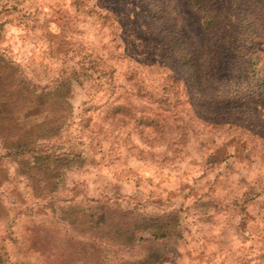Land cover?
<instances>
[{
	"label": "rangeland",
	"instance_id": "1",
	"mask_svg": "<svg viewBox=\"0 0 264 264\" xmlns=\"http://www.w3.org/2000/svg\"><path fill=\"white\" fill-rule=\"evenodd\" d=\"M219 3L234 23L261 14L264 0ZM246 33L264 60V31L255 23ZM166 34L200 46L191 0H0V133L22 145L10 155L0 145V264L261 261L264 87L232 105L245 123L228 121L219 111L232 106L202 104ZM207 59L196 68L210 84L243 79L235 54ZM66 77L61 123L59 104L15 111V85L38 95ZM45 153L58 175L44 159L29 168ZM167 216L177 234H118L134 219Z\"/></svg>",
	"mask_w": 264,
	"mask_h": 264
},
{
	"label": "trees",
	"instance_id": "2",
	"mask_svg": "<svg viewBox=\"0 0 264 264\" xmlns=\"http://www.w3.org/2000/svg\"><path fill=\"white\" fill-rule=\"evenodd\" d=\"M191 2L200 15L203 28L202 42L199 47L190 49L185 47L181 40L174 34H166V49L168 54L176 57L181 60L184 65L190 67L188 74L192 79V88L195 89V93L202 101V104H207L208 102V104L213 107H222L232 106L235 103L246 101L256 91L264 87V60L260 58V54L257 52L258 49H256L257 46L252 35L246 33L255 23L264 31V4H258V9H260L261 14L257 17H251V19H248L247 21H234L233 23L228 21L226 15L223 13L219 0H191ZM222 50L226 53L235 54L238 60L246 61L243 79L240 81L231 80V85L225 84L221 81H216L217 84L213 85L204 78V75L197 76L199 75V71L196 67L199 65H196V62L200 60L203 65H207V57L210 54H216ZM6 66L7 63L5 59L0 56V80L1 72ZM70 84V77H66L54 88L47 89L46 91H42L38 95H35V89L26 86L24 87L19 83L10 91L13 97L16 96L13 103L15 111L19 113L23 108H26L25 106H29L30 110L46 113L48 108L54 106V104H59L63 109V118H60L59 121L61 123L62 120L66 119L65 114L69 112L71 107L68 99V88ZM6 94H8V91L0 88V97L5 96ZM3 105L5 104L0 102V111ZM232 107L230 109L219 111V113L223 112V114H227L226 119L232 123H245V117H247L246 113L242 112V110L235 111L236 109ZM30 114L31 113L28 112V115ZM1 121L2 119L0 115V122ZM44 134L45 130H40L36 132L35 138ZM21 142L22 144H25L23 141ZM27 142L30 144V141ZM0 145L8 148L9 151L7 152V155L12 153L15 154V152L18 151V148L20 150V147L22 146L19 143H8L6 135L1 133ZM33 156V164H31L29 168L38 166L37 161L39 159H44V161L48 163L47 168L50 169V174L52 176L59 174L58 171L54 172V168H50L49 154L45 153L44 156L34 154ZM137 230L147 231L154 238H165L177 234L175 218L172 216L163 217L161 219L156 217L152 220L134 219L133 225L123 229L121 232L118 231V234L130 239L133 238ZM259 257L262 259L257 264H264V253Z\"/></svg>",
	"mask_w": 264,
	"mask_h": 264
}]
</instances>
